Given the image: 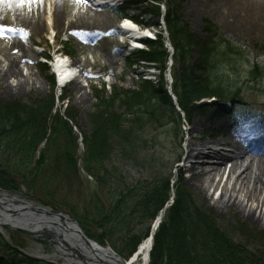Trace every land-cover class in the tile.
Listing matches in <instances>:
<instances>
[{"label":"rangeland","instance_id":"374dc122","mask_svg":"<svg viewBox=\"0 0 264 264\" xmlns=\"http://www.w3.org/2000/svg\"><path fill=\"white\" fill-rule=\"evenodd\" d=\"M38 1L37 7L33 5L26 15L30 20L29 24L19 27L14 34L8 31L0 34V50H5L4 54L10 51L11 53H7L10 56L18 54L14 51V40H22L21 43L28 53V61H18L23 76L19 79L27 80L30 85L26 90L17 93L7 89L0 80V109L5 115L14 114L17 119L27 113L31 116V123L46 125L47 136L38 148L36 160L44 153L47 158L53 156L51 158H55V162L52 165L47 162L42 169H35L36 173L29 170L25 177H0V182L3 183H0V189L12 198L69 217L87 236L78 218L86 219V215L91 218L95 204L103 203L108 207L110 193L109 188L103 190L84 170L82 158L87 147L83 136L91 135L95 129V138L98 136L102 139L115 133L110 140L102 139L113 151L114 181L121 185L127 180L130 183V179L140 182L153 176L158 179L166 177L169 179L171 193L164 209L154 220L146 222L135 219L112 239L99 242L93 239L99 246L110 248L123 260L133 258L138 247L149 237L161 213L163 217L159 227L164 225L166 229L170 220L172 228L177 230L176 239L178 237L180 247L185 244L189 246V224L178 215V211H169L175 201L177 187L188 198L191 207H187L202 214V218L214 229L222 242L226 239L231 245L245 247L264 264V227L253 225L242 216L216 205L215 202L222 195L221 189H210L211 199L207 200L202 192L193 188L189 175L185 171L182 174L178 171L184 166L187 145L191 139L190 125L205 122L208 127L207 122H214L224 129H236L235 124L240 119L258 117L264 121V10H261V15H249L245 8H232L233 4L229 0H161L158 3L151 0H130L124 1L120 9H113V5L98 6L99 1L86 0L82 5L77 4V9H72L71 3L66 2L64 28L55 29L51 20L53 0ZM90 9L100 11L107 26L96 30L88 27L78 31L67 30L69 22L85 15ZM248 11H251L250 7ZM121 13L137 18L145 25L141 29L149 30L156 41L160 40L154 47L155 51L142 42L146 52H153L149 53L151 59L142 60V54H137L131 47L141 45V42L134 44L126 38L124 30L119 29ZM169 16L174 18L172 20H178L184 30H188V35H183L186 40L197 43L192 44L186 51L188 57L173 59L175 52L167 25ZM13 21L10 17L9 22ZM38 21V24L42 23L45 27L41 33L33 27ZM8 28L13 29L12 26ZM213 32L231 41L234 47H239L240 52L217 65L215 71L218 73L215 75L218 76L213 75L214 80L217 81L215 77L218 78V84L214 86L217 90L212 89L208 67L204 68L200 58L201 44ZM58 56L66 58L70 67L76 71L75 74L79 73L62 86L58 84L56 72L51 67V59H57ZM6 66L7 63L0 54V69L5 70ZM173 78H176L175 81ZM17 80L12 77L7 84L15 86ZM76 83L80 88L73 92ZM175 83L177 89L188 83L191 90L194 89V95L198 91L196 97H190V125L187 115L178 107L177 97L173 92ZM167 97L175 106L178 116H164L159 112L160 108L154 113L146 114L148 112L144 102L157 100L160 103L165 99L167 101ZM49 106L51 113L43 120L41 117ZM254 111L262 114L255 116L252 114ZM98 115L100 121H103L100 129L94 124ZM146 115L149 117L145 118ZM36 116L41 120L39 118L37 121ZM138 117L149 125L140 128L143 138L140 137L139 144L142 142L143 146L136 158L141 163L145 158L147 161L144 165H138L141 168H131L121 161L123 145L120 135L123 132L121 128H126L132 121L135 123ZM218 132L205 131L202 134L203 140L213 149L212 152L220 150L217 142L224 140ZM73 134L78 136L77 141ZM146 136L153 137V145L150 144L147 148L143 143ZM103 147V143L97 145L96 150L102 152ZM222 153L232 155L230 150H223ZM248 159L249 156L245 154V160ZM213 162L211 155L206 158L203 167L207 172L212 169ZM230 162L231 160L225 162L226 173L221 185L228 179ZM192 163L197 161L193 160ZM37 173L41 178L34 180ZM97 198L100 200H96ZM260 213L264 214V209H259L258 214ZM54 231L49 228V232ZM95 234H101V231ZM0 235L11 250H16L23 259L28 257L38 260L40 264H48L37 255L40 252L50 256V264H63L56 252L60 251L59 241L54 235L52 238L38 240L32 234L5 227L0 230ZM132 239L140 241L134 249L135 252L131 254V246L128 244ZM21 258H18V264H22ZM9 261L7 255L0 253V264H9ZM189 262L188 259L181 258L178 263H174ZM163 263L170 262L164 260ZM135 264H144L142 257Z\"/></svg>","mask_w":264,"mask_h":264},{"label":"trees","instance_id":"16d2710c","mask_svg":"<svg viewBox=\"0 0 264 264\" xmlns=\"http://www.w3.org/2000/svg\"><path fill=\"white\" fill-rule=\"evenodd\" d=\"M151 1L158 3L161 0ZM120 16L126 17L122 13ZM132 19L139 25L145 26L137 18ZM172 19L174 18L169 16L167 25L171 45L175 52L173 59L177 60L181 57H188V52L186 51L192 44L196 45L197 43L195 44L194 40L190 42L186 40L183 35H188V30H184L178 20ZM209 36L210 37L205 39L206 41L201 44L200 58H202L204 68L207 69L208 67V75L213 84L212 89L217 90L218 88L214 86L218 84V78L215 77L217 81L213 79V75L218 76L215 75L218 73L215 71L217 65L224 59L229 60V57H233L240 52L239 47H234L231 41L217 32H213L209 34ZM159 41L160 40H146L144 44L149 47L150 50L155 51L156 49L154 47ZM150 50L148 52H146L147 50H139L137 54H142L140 55L142 56L140 58H143L142 60H148L151 59L149 53H153L150 52ZM143 55L149 57L145 58ZM173 79L175 81L176 78ZM192 90L194 91L193 88ZM192 90L188 83L182 84L180 89H177L175 83L173 89L177 97L179 109L187 116L191 108L189 105L190 97L192 98L198 95V91L196 92L197 94L194 95ZM143 105L148 112L146 113L147 115L154 113L157 108H160L161 111L159 112L164 116H178L175 111V106L171 101H168V97L167 101L165 99V101L162 100V102L158 103L157 100H154L146 103L144 102ZM51 110V106H49L44 112L45 115L41 118L44 120L45 117L51 113ZM147 115L145 118L149 117H147ZM15 117L14 114L5 115L0 109V177L2 178H6L5 175L9 177L16 175L25 177L26 172L29 173V170H31V173H36L34 170L40 167L42 169L47 162H50L51 165L55 162V158H51L53 156L47 158V155L44 153L36 160L38 148L47 136L48 131L46 125L38 126L35 122L31 123V116L27 115V113L24 114L23 117H18V119ZM39 118L40 117H37L35 119L39 121ZM97 119L98 120H95L94 124L100 129V125L103 124V121H100L99 115ZM137 119L138 121L135 120V123L132 121L126 128H121L123 132L120 135L123 145L120 155L121 161L126 164L125 166L131 168H141L138 165H144L147 161V158H145L143 163H141L138 162L136 158L138 153L142 151L143 146L141 145L142 142L139 144L140 134H142L140 133V128L148 124L145 120L143 123L139 117ZM141 119H143L142 115ZM94 131L96 132L97 129ZM94 131L91 135L89 134V136L86 134L83 136V142L87 150L82 158V164L85 172L96 181L98 186L102 187L103 190L109 188L110 203L108 207L104 206L103 203L95 204L91 218L86 215V219L80 217L78 218V222L89 238L99 242L103 241V239L114 238L129 227L135 219L146 222L154 220L159 212L164 209L167 200H169L171 189L169 179L166 177L158 179L153 176L151 179H143L140 182L131 181L130 179V183L127 180L125 183H121V185L115 182L112 157L113 151H111L110 147L102 140H110L112 134L115 133H110L108 137L100 139L98 136L95 138L96 134ZM73 138L77 141L78 136L73 134ZM152 139L153 137L150 138V136L144 138L143 143L145 148L150 144L153 145ZM102 143L104 144L103 151L99 152L96 150V147L97 145L100 146ZM73 164H75V162ZM74 173L76 174V171H74ZM53 175L55 176V174ZM38 178H41L39 173L34 175V180ZM175 196V201L169 211H178V215L183 218L184 222L189 224L187 228L190 239L189 246L185 244L182 248L180 247L178 237L176 239L177 230L172 228L169 220L167 228L165 229V226L161 225L155 234L154 246L149 264H164V260L170 262L167 264H175L174 262L178 263L181 258L188 259L190 261L189 264H262V261L255 258L252 253L250 254L252 251L249 250V252L245 247L231 245L226 242V239L222 242L220 240L221 238L217 237V233H215L214 229L202 218V214H199L196 209L192 210V208L189 209L187 207V205L190 206L188 198L182 194L177 187L175 189ZM96 200L100 199L97 198ZM98 231H101V234H95ZM139 241L138 239H132L130 241L128 244V246H131L129 253H133ZM0 253L7 255L10 260L9 264H18L20 262L18 259L21 258L19 257L20 253L16 250H11L8 243L1 235ZM24 262L25 264H40L38 260L29 259L28 257H24L22 264H24Z\"/></svg>","mask_w":264,"mask_h":264},{"label":"bare ground","instance_id":"6f19581e","mask_svg":"<svg viewBox=\"0 0 264 264\" xmlns=\"http://www.w3.org/2000/svg\"><path fill=\"white\" fill-rule=\"evenodd\" d=\"M91 1H99L98 6L104 5L107 7L115 5L116 3L119 4V0ZM38 2V0H0V26L4 28L12 26V28L16 30L19 27L21 28L29 24L30 20L26 15L33 5L37 7ZM53 2L54 6L51 20L55 29L64 28L63 18L66 2L71 3L72 9H77V4L82 5L81 3H77L76 0H53ZM229 2L233 4L232 8L234 9L245 8L249 15L252 13L261 15V10H264V0H229ZM249 7L251 8L250 12L248 11ZM38 15L40 14L38 13ZM10 17L14 19L13 23L9 22ZM38 23L39 21L33 27L37 32L41 33L45 27L42 23ZM102 26H107L104 15L98 10L94 11V9H90L85 15L79 16L75 21L69 22L67 30L78 31L83 27L96 30L100 29ZM119 29L124 30L126 38L133 41L134 44L138 42V39H140L142 35L151 33L149 30L141 29L130 19H122ZM12 34H14V32ZM21 42L22 40L16 39L12 43L14 44V51L18 54L14 53L10 56L7 54L11 53L10 51L4 54L5 50H0L1 56L4 57V62L7 63L5 70L0 69V80L7 89L17 93H21L30 87L27 80L19 79L23 76L19 70L18 61H28V53L25 51ZM54 70L59 82L62 84H65L68 79H72L79 74H75L76 71H74V68L70 67L66 58L59 56L54 64ZM12 77L18 79L15 86L7 84L8 80ZM78 88H80V86L76 83L72 91L77 92ZM246 109L247 112H250L248 108ZM252 114L260 116L262 113L254 111ZM186 119L190 125L191 117L188 115ZM207 124L208 127H206L205 122H198L192 126L190 125L189 135H191V139L187 145L184 166L178 170L179 173L182 174V171H185L190 177L193 188L202 192L207 200L211 199L210 189L214 191L221 189L222 195L221 198L215 202L216 205L221 206L225 211H232L242 216L243 219L253 225L264 227V214H258L259 209H264V121L258 119V117L249 120L240 119L235 124L236 129H234V127L232 129H224L214 122H207ZM205 131H216L222 135L224 140L217 142L220 150H214L212 152L213 149H211L208 143L202 138V134H204ZM197 133L198 135H194ZM208 150L211 151L209 152ZM223 150H230L232 155L222 153ZM245 154L249 156L248 160H245ZM210 155L214 158V162L212 169L207 172L203 165L206 162V158ZM193 160H196L197 163H192ZM227 160H231V169L226 183L221 185L222 179L226 173L227 165L225 162ZM235 175L237 176L234 178ZM4 208L11 211L7 212ZM19 208H24L25 210L20 211ZM37 208L38 207H35L31 203L20 201V199L13 200V198L0 192V230L3 229L2 226H10L30 230L35 233H47L49 228H53L55 232L61 235L67 234L66 232H68L70 236L77 237L75 231L76 225L73 222L66 218L62 219L58 216L47 215L45 212L41 211L34 213L33 211ZM17 210L19 213H16ZM152 244L151 237H148L139 246V257H142L144 264H146L149 259L148 257L151 252ZM73 245H75L74 242ZM94 249L96 254L101 256L106 262L110 264H121L116 257L108 253L106 248L103 249L97 246ZM56 252H59L58 256L63 261L70 264L72 263L71 260L73 259L71 257L66 255L62 256V252L58 250H56ZM37 255L50 260L48 255L40 252ZM139 257H137V259L132 258L130 259L131 261L129 260L130 262H128L130 264H135L138 262Z\"/></svg>","mask_w":264,"mask_h":264},{"label":"water","instance_id":"95a60500","mask_svg":"<svg viewBox=\"0 0 264 264\" xmlns=\"http://www.w3.org/2000/svg\"><path fill=\"white\" fill-rule=\"evenodd\" d=\"M13 200H17V199H13ZM19 203V202H17ZM5 211L9 212L11 210L4 208ZM19 210H25L24 208H19ZM45 212L47 215L50 216H58L62 219L66 218L68 220H70L71 222H73L76 225V234L77 237L74 238V236H70L68 234V232H66L68 234H59L58 232H49V230H47V233H35L33 231L30 230H26V229H21L18 227H10V226H2L3 228H9V229H13V230H18L27 234H32L33 236H35L38 240H43L48 239V238H52L54 235V237L56 238V240L59 241L58 245H59V249L60 251H62V256H69L71 257L73 260L71 264H110L109 262H106L105 260L102 259L101 256H99L98 254H96L95 252V247H97L98 245L96 243H92L82 232V230L79 228V226H77V224L69 219V217L64 216L60 213H52L47 211L46 209H41V208H37L35 209L33 212ZM16 213H19V211L17 210ZM15 213V214H16ZM162 214L160 215V220H158L157 225L155 226L154 230L151 233V240L153 241L154 238V234H155V229L158 226V224L160 223L161 219H162ZM71 232V231H70ZM70 236V237H69ZM78 240V242H77ZM73 242L75 243V245H73ZM83 244H85L86 246H88L91 251L88 252L86 250V248L83 246ZM100 248V247H99ZM108 251V253H110L113 257H116L121 264H130L129 262H127L126 260L121 259L118 255H116L110 248L106 249ZM64 252H68L69 254H65ZM59 253V252H58ZM59 255V254H58ZM140 255L139 251L138 253L133 257V258H137ZM45 261L50 262L48 259L44 258ZM63 261V260H62ZM63 264H70L67 263L66 261H63Z\"/></svg>","mask_w":264,"mask_h":264},{"label":"snow or ice","instance_id":"6c2138e0","mask_svg":"<svg viewBox=\"0 0 264 264\" xmlns=\"http://www.w3.org/2000/svg\"><path fill=\"white\" fill-rule=\"evenodd\" d=\"M76 2L77 3H84V2H86V0H76ZM5 31L15 32L16 30L15 29H11V28L5 29L3 26H0V34H3Z\"/></svg>","mask_w":264,"mask_h":264}]
</instances>
